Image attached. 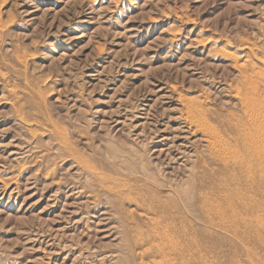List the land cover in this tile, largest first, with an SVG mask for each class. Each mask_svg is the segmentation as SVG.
Segmentation results:
<instances>
[{
    "label": "rangeland",
    "instance_id": "rangeland-1",
    "mask_svg": "<svg viewBox=\"0 0 264 264\" xmlns=\"http://www.w3.org/2000/svg\"><path fill=\"white\" fill-rule=\"evenodd\" d=\"M263 33L264 0H0V264L138 263L174 226L185 264H264V195L189 124L227 139L240 66L264 95Z\"/></svg>",
    "mask_w": 264,
    "mask_h": 264
},
{
    "label": "bare ground",
    "instance_id": "bare-ground-1",
    "mask_svg": "<svg viewBox=\"0 0 264 264\" xmlns=\"http://www.w3.org/2000/svg\"><path fill=\"white\" fill-rule=\"evenodd\" d=\"M258 75L259 73L256 72L257 80L253 81L247 66H240L239 85L241 90L256 96V100L255 98H245L242 95V91L236 89L235 95L239 97L238 105L241 114L233 120L234 122L221 119V124L226 130L227 141L218 137V134L210 132L209 130L213 131L212 128L207 126L209 130H206L205 121L197 122L195 121L197 118L193 120L192 116L191 118L189 117L191 122L189 124L193 125L197 131L202 130L205 132V141L207 140L209 144L210 155L217 164L219 173H226L229 169L238 171L246 179L249 186L247 188L248 192L261 197V195H264V95L260 94L258 90L259 81L261 82V78ZM233 145L238 149V152L234 153L235 151L230 150ZM231 196L233 197L232 194L226 193L224 197ZM241 198H243L241 194H237L234 197V199ZM161 214L168 217L172 222H177L180 218L178 215H172L164 209ZM165 238L167 240L166 243L154 249L149 247V249L142 250L143 252L139 255L140 262L135 263L132 261L131 264H185L183 250L180 247L184 239L179 226L172 227L171 234ZM149 241L150 239L147 238V244H149Z\"/></svg>",
    "mask_w": 264,
    "mask_h": 264
}]
</instances>
